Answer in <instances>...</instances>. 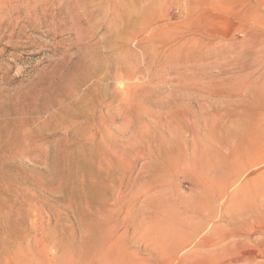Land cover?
I'll list each match as a JSON object with an SVG mask.
<instances>
[{"label":"rangeland","instance_id":"obj_1","mask_svg":"<svg viewBox=\"0 0 264 264\" xmlns=\"http://www.w3.org/2000/svg\"><path fill=\"white\" fill-rule=\"evenodd\" d=\"M258 224L264 0H0V264H264Z\"/></svg>","mask_w":264,"mask_h":264},{"label":"bare ground","instance_id":"obj_2","mask_svg":"<svg viewBox=\"0 0 264 264\" xmlns=\"http://www.w3.org/2000/svg\"><path fill=\"white\" fill-rule=\"evenodd\" d=\"M150 5H151V4H150ZM140 11H141V10H140ZM126 22H127V21H126ZM183 110H184V109H183ZM183 112H184V111H183ZM182 117H184V116H182ZM184 119H185V118H184ZM182 122H183V121H182ZM184 123H185V121H184ZM184 123H183V124H184ZM186 123H187V121H186ZM186 123H185L184 126H185L187 129H184V131H185V130H187V131H188V130L192 131L193 128H192L188 123H187V125H186ZM183 124H181V125H183ZM184 126H183V127H184ZM192 126H193V125H192ZM181 127H182V126H181ZM194 128H195V127H194ZM178 129H180V128H178ZM180 130H183V129H180ZM194 130H195V129H194ZM196 130H197V129H196ZM187 131H186V132H187ZM192 133L195 135V133H194L193 131H192ZM179 134H180V133H179ZM182 134H183V133H182ZM182 134H181V135H182ZM229 135L231 136V134H229ZM183 137H184V136H183ZM175 138H177V139H176L175 141H174V139H173V141H172L173 143H172V144L169 143L170 145H176L178 148H181V149H183V150L187 148V142H186L185 139H183V138H182V139H181V138H178V136L175 137ZM169 142H170V141H169ZM170 145H169V146H170ZM171 151H173V150H171ZM186 155H187V154H186ZM223 190H224V189H222V190L220 191V194H223V193H224ZM253 224H254V223H253ZM252 226L254 227L255 225H252ZM202 227H205V225H204V226L202 225ZM199 228H201V227H199ZM255 228H258V229L261 231V233L264 232V228H263L261 225H259V224H258V227L256 226ZM195 229H196V228H194V230H195ZM201 229H202V228H201ZM257 231H258V230H257ZM222 237H225V234H224ZM224 239L226 240V238H224ZM221 240L223 241V239H221ZM212 241H213V240H212ZM210 242H211V239H210ZM223 242H224V241H223ZM203 243H204V242H203ZM208 243H209V242H208ZM218 243H219L218 241L216 242V241L214 240L213 245L216 246ZM221 243H222V242H221ZM187 244H188V243L184 244V246H186ZM200 244L203 245L202 243H200ZM228 244H229V243H228ZM233 244H235V243H233ZM205 245H206V244H205ZM222 245H224V244H222ZM256 245H257V244H256ZM182 246H183V245H182ZM182 246H181V245L178 246V247L176 246L175 249H174V251H173V253H172V255L174 256V255L178 252V250H179L180 248H183ZM207 246H208V245H207ZM209 246H211V245L209 244ZM215 246H214V247H215ZM230 246H231V244H230ZM250 246H251V245H250ZM221 247H223V246H221ZM240 247H241V246H240ZM240 247H239V248H240ZM245 247H246V246H245ZM247 247H248V246H247ZM247 247H246V248H247ZM253 247L255 248V246H253ZM184 248H185V247H184ZM217 248H218V247H217ZM227 248H231V247H228V246H227V247L225 248V250H227ZM248 248H250V247H248ZM219 249H220V248L215 249V250H213V251H211V252H208V253L210 254V253H213V252L215 251V254H218V253L220 252ZM243 249H244V248H243ZM258 249H259V248H258ZM261 249H263V248H261ZM221 250H222V249H221ZM225 250H224V251H225ZM240 250H242V249H240ZM246 250H247V252H249L248 249H246ZM249 250H250V249H249ZM263 250H264V249H263ZM185 251H186V250H185ZM242 251H244V250H242ZM255 251H256V250H255ZM259 251H260V250H259ZM221 252H222V251H221ZM221 252H220V255H221ZM239 252H240V251H239ZM250 252H251V251H250ZM231 253H232V252H231ZM231 253H230V254H231ZM209 254H206V256L208 257ZM215 254H214V256H215ZM227 255H228V253H226V256H227ZM231 255H233V254H231ZM234 255H235V254H234ZM218 256H219V255H218ZM222 256H223V255H222ZM212 257H213V256L211 255L210 258H212ZM204 258H205V256H204ZM217 258H219V257H217ZM223 258H224V257H223ZM226 258H227V257H226ZM252 258H253V257H252ZM213 259H216V257L213 258ZM220 259H221V257H220ZM230 260H231V259H230ZM217 261H218V260H217ZM220 261H221V260H220ZM205 262H209V259H208V261H205ZM210 262H212V261H210ZM213 263H214V262H213ZM229 263H230V262H229Z\"/></svg>","mask_w":264,"mask_h":264}]
</instances>
